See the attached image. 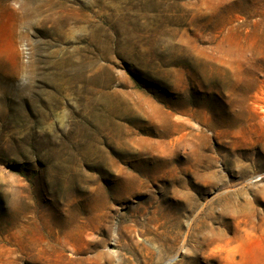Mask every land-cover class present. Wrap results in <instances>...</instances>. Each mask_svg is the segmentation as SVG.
<instances>
[{"label":"rangeland","instance_id":"1","mask_svg":"<svg viewBox=\"0 0 264 264\" xmlns=\"http://www.w3.org/2000/svg\"><path fill=\"white\" fill-rule=\"evenodd\" d=\"M263 236L264 0H0V264H264Z\"/></svg>","mask_w":264,"mask_h":264},{"label":"bare ground","instance_id":"2","mask_svg":"<svg viewBox=\"0 0 264 264\" xmlns=\"http://www.w3.org/2000/svg\"><path fill=\"white\" fill-rule=\"evenodd\" d=\"M137 202V200H136ZM126 203V202H125ZM124 207V206H123ZM123 216H121L122 218ZM121 236H123L121 233H118V241L120 243V246H123V243L121 241ZM249 255L252 258H264V236L261 238L260 241L255 242L251 245V247L248 250Z\"/></svg>","mask_w":264,"mask_h":264}]
</instances>
